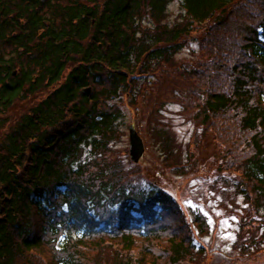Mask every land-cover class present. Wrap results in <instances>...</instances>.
Instances as JSON below:
<instances>
[{"label":"trees","instance_id":"1","mask_svg":"<svg viewBox=\"0 0 264 264\" xmlns=\"http://www.w3.org/2000/svg\"><path fill=\"white\" fill-rule=\"evenodd\" d=\"M173 1L0 0V46L10 48L0 51V115L18 98L57 84L0 136V264H200L207 259L208 249L197 242L191 217L172 192L152 184L138 196L125 167L108 157L123 117L110 99L127 90L137 69L172 64L186 38L198 31L214 39L213 71L221 73L208 84L202 108L206 128L212 118L225 116V179L216 183L225 186V195L232 192L230 204L246 211L240 220L246 231L236 249L259 253L264 245V53L254 27H264V0H179L180 19L169 24ZM220 37L234 40L226 55ZM71 64L79 65L59 83ZM192 65L180 67L193 81L199 72ZM18 66L13 78L11 70ZM87 87H92L89 94L83 91ZM5 122L0 119V128ZM155 138L165 157L177 158L175 136L167 128ZM203 162V167L211 163ZM170 219L180 228L173 230ZM197 219L204 235L205 221Z\"/></svg>","mask_w":264,"mask_h":264},{"label":"rangeland","instance_id":"2","mask_svg":"<svg viewBox=\"0 0 264 264\" xmlns=\"http://www.w3.org/2000/svg\"><path fill=\"white\" fill-rule=\"evenodd\" d=\"M249 1L252 3L257 2V0ZM263 4L260 3V5ZM168 10L167 23L172 24L174 20L180 19L181 6L179 0H174L169 5ZM234 36H236V33ZM220 40L225 41L226 55V50L229 49L234 40L231 42L227 37H225V40L220 37ZM213 41L214 39L206 37L204 31L193 32L186 38L184 49L175 55V61H172L173 64L165 63L159 69H153L145 77L139 78V80L136 78L135 83L138 81L137 88L135 86L130 95L123 93L122 99L111 102L120 107L123 117L118 138L113 146L114 151L109 154L110 158L117 159L125 167L124 171L127 174L126 179L128 182L148 188L152 182L163 185L169 190H171L174 183L178 184L176 194L182 207L184 205L189 206L195 214L197 211H202L208 216L211 227L204 235L199 233L195 220L190 218L197 242L208 249L207 259L201 261L200 264H225L226 262L227 264H264V251L245 259L241 255V258L237 259L240 252L236 248L241 241L239 236L243 232L238 235L239 225H237V222L239 219H236L231 212H236V215L241 217V212L245 214L246 211L240 212L239 209H230L229 207L226 211L225 201L233 206L230 204V198L233 196L232 192L229 191L225 195V186L221 184H218L213 192L212 186H210L212 183L210 179H212L213 173H216L215 169L217 168L221 169L220 172L218 171V180L225 179V157L227 153L225 152V116L212 118L209 126L203 129L206 124L203 122L202 113L197 116L195 111L197 107L190 106L188 102L190 91L194 92L197 97L199 93L207 90L212 78L215 76L218 80L221 78V73L213 71L218 63V56L212 54L217 49L214 47ZM193 61L199 74H193L192 81L186 76L189 75L190 71L181 70L185 72L183 74L185 79L181 78L180 66ZM176 65L179 69L170 73ZM192 67L191 65H185V68ZM163 73L167 74L164 78ZM160 78L163 79L160 80ZM144 81H146L145 94L140 97L142 93L141 83ZM53 88L54 86H51V88L37 92L27 98H18L5 113L0 115V119L6 121L5 125L0 128V136L7 132L10 127H13L22 114L28 111L32 105L38 103V100L44 98L46 93ZM134 94L137 100L136 104L132 101ZM200 98L202 99V97ZM157 120L160 121V124L155 123ZM169 122H173L174 127ZM132 123L145 138L146 151L138 164L134 163L129 155L128 127ZM163 125H167L166 128L175 136L177 145L175 148L178 149V156H180L176 159L164 157L161 147H158L155 140L156 132ZM187 149L191 150L192 157H186V154H188ZM164 158H168L169 162L173 161L172 164L184 163L186 165L185 161L189 158L201 165L204 164L203 161L206 159H209L211 163L207 164L209 170L204 169V171L191 173L183 179L178 176L177 171H173L175 165L170 167V164ZM183 169L185 167L181 170ZM236 198L239 202L243 200V196H236ZM169 224L170 227H173V230L180 228L172 219H170ZM181 225H183V221ZM247 228L250 229L251 226ZM245 231L246 229L244 233ZM180 234L183 236L182 233ZM225 254L228 256L227 258H225Z\"/></svg>","mask_w":264,"mask_h":264},{"label":"water","instance_id":"3","mask_svg":"<svg viewBox=\"0 0 264 264\" xmlns=\"http://www.w3.org/2000/svg\"><path fill=\"white\" fill-rule=\"evenodd\" d=\"M131 137V155L135 161H138L143 154L144 145L141 137L138 135L137 131L131 126L130 128Z\"/></svg>","mask_w":264,"mask_h":264}]
</instances>
